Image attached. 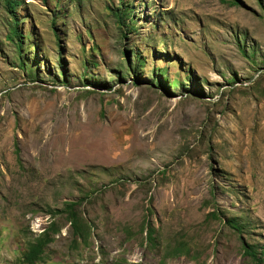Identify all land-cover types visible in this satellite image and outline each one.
<instances>
[{
	"label": "rangeland",
	"instance_id": "1",
	"mask_svg": "<svg viewBox=\"0 0 264 264\" xmlns=\"http://www.w3.org/2000/svg\"><path fill=\"white\" fill-rule=\"evenodd\" d=\"M20 2L0 264H264V0Z\"/></svg>",
	"mask_w": 264,
	"mask_h": 264
},
{
	"label": "trees",
	"instance_id": "2",
	"mask_svg": "<svg viewBox=\"0 0 264 264\" xmlns=\"http://www.w3.org/2000/svg\"><path fill=\"white\" fill-rule=\"evenodd\" d=\"M4 3H5V6H6V10L7 12L11 15L12 17V21H13V25L11 26L10 28V35H9V38L10 39H13L14 37H16L18 39V41L20 42V38L22 37V34L19 30V27H18V16L16 14V7L21 3L20 0H4ZM18 46H20L18 44ZM73 204H70L68 205V208L66 209L67 213L71 216L70 218L75 220V212L74 210L72 209V206ZM72 223V222H71ZM52 226V223H49V225L45 228V232H48V228H50ZM77 230V229H76ZM76 234H79L81 235V233H79L78 231H76ZM42 242L39 240L38 242H36L34 245H32L30 248H29V251L28 253L25 255V258H26V262L31 264L34 262V260L36 259L37 257V254L41 251V247H42ZM244 251L253 259V260H259L257 255H256V252L254 251V249L252 247H248L244 249Z\"/></svg>",
	"mask_w": 264,
	"mask_h": 264
}]
</instances>
